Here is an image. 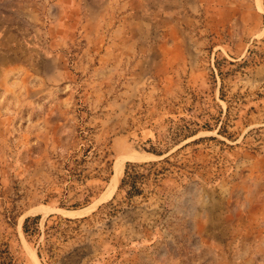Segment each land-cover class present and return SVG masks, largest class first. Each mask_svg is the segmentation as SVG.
<instances>
[{
  "label": "rangeland",
  "instance_id": "obj_1",
  "mask_svg": "<svg viewBox=\"0 0 264 264\" xmlns=\"http://www.w3.org/2000/svg\"><path fill=\"white\" fill-rule=\"evenodd\" d=\"M0 264H264V0H0Z\"/></svg>",
  "mask_w": 264,
  "mask_h": 264
},
{
  "label": "trees",
  "instance_id": "obj_2",
  "mask_svg": "<svg viewBox=\"0 0 264 264\" xmlns=\"http://www.w3.org/2000/svg\"><path fill=\"white\" fill-rule=\"evenodd\" d=\"M128 176V171H127V168L124 172V177L121 181V184H120V187L121 188L124 184H125V181H126V178ZM137 177L134 176L133 179H136ZM135 182L136 181H133V185H132V188L134 189L133 193H138V189L136 188V185H135ZM40 219V216H35L33 218H26L24 223H23V232L26 236H32V235H35L36 233H38V230L36 228H34L32 225L34 223H36L38 220ZM67 221H70V220H67Z\"/></svg>",
  "mask_w": 264,
  "mask_h": 264
},
{
  "label": "bare ground",
  "instance_id": "obj_3",
  "mask_svg": "<svg viewBox=\"0 0 264 264\" xmlns=\"http://www.w3.org/2000/svg\"><path fill=\"white\" fill-rule=\"evenodd\" d=\"M136 158H141L142 156H138V155H134ZM121 174H122V167H120L119 169H118V172H117V174H116V176H115V178H114V185L113 186H115L116 185V182H117V179L121 176ZM118 177V178H117ZM113 186H111V188L113 187ZM33 212H35V213H40V212H42V213H46V211L45 210H35V211H33Z\"/></svg>",
  "mask_w": 264,
  "mask_h": 264
}]
</instances>
